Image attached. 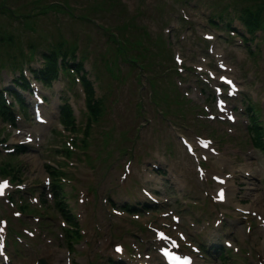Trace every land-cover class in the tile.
Instances as JSON below:
<instances>
[{"label": "rangeland", "instance_id": "374dc122", "mask_svg": "<svg viewBox=\"0 0 264 264\" xmlns=\"http://www.w3.org/2000/svg\"><path fill=\"white\" fill-rule=\"evenodd\" d=\"M255 10L264 14V0H0L3 84L12 85L16 67L27 73V55L32 59L29 68H41L38 50L50 43L75 49L86 81L84 85L79 79L75 58L63 64L64 73L51 87L39 86L47 98L43 110L48 124L36 126L28 119L32 118L29 109L22 115L16 104L15 124L0 115V177L13 183L4 191L14 208L30 211L23 204L28 201L36 210L13 215L12 203L7 204L6 195L0 196V228L7 230L0 264H36L40 256L49 264H66L68 258L72 264H161L157 250L163 242L157 241L155 228L148 227L141 238V250L149 252L147 258L134 256L127 242L123 243L126 253L112 251L113 242L126 238L117 236L116 228L131 227L142 234L134 226L137 222L120 207L124 200L148 199L144 187L157 198L158 209H153L157 217L151 225L187 230L195 243L202 239L219 246L217 233L223 230L228 236L235 229L237 237H247L242 223L251 220V225H244L248 230L244 249L261 253L264 264V228L250 210L264 208V149L253 146L260 142L249 128L257 123L264 141V17L252 16ZM218 21L220 26L215 24ZM16 61L21 64L15 66ZM221 62L228 66L226 70L218 67ZM223 73L235 76L240 85L236 96L227 99L226 109L234 120L222 112L215 116L217 120L208 117L209 110L216 112L212 86L223 85L222 77L216 79ZM23 95L28 102L34 101L27 92ZM245 97L253 113L248 126L245 115L250 108ZM60 111L68 114L54 130L49 124H57ZM36 127L42 129L38 148L25 147L34 145L33 140L16 146L24 139L17 129L33 131ZM179 134L194 139L199 149L221 150L219 167L208 168L204 158H195L207 168L209 180L195 174L194 159L186 154ZM128 165L130 171L122 177ZM191 165L193 169H188ZM48 167L57 171L56 182L46 181ZM227 172L231 175L225 184L227 201L215 202L211 194L215 195L216 185L210 178L213 173L223 176ZM17 183L32 188L36 184L41 193L35 190L34 195L40 202L31 201L32 188H25V198L17 195ZM61 203L66 205L62 211L56 206ZM62 212L75 218L73 228L64 225ZM173 213L179 221H173ZM81 217L85 218L82 229ZM10 222L16 223L17 231L27 226L33 233L12 234ZM76 232L79 239L72 236ZM15 236L26 238L18 242ZM4 237L0 230L1 244ZM200 253L196 257L202 260ZM238 254L230 248L226 261L218 262L223 257L218 259L211 252L209 264H232V260L242 264Z\"/></svg>", "mask_w": 264, "mask_h": 264}, {"label": "bare ground", "instance_id": "6f19581e", "mask_svg": "<svg viewBox=\"0 0 264 264\" xmlns=\"http://www.w3.org/2000/svg\"><path fill=\"white\" fill-rule=\"evenodd\" d=\"M201 66V65H200ZM228 67V66H227ZM214 71V70H213ZM224 160V159H223ZM247 165V164H246ZM249 167V166H248ZM247 168V167H246ZM249 170V169H248ZM32 171V170H31ZM39 172V171H38ZM149 176V175H148ZM227 185V184H226ZM229 196V195H228ZM260 207V206H259ZM262 208V207H261Z\"/></svg>", "mask_w": 264, "mask_h": 264}, {"label": "snow or ice", "instance_id": "6c2138e0", "mask_svg": "<svg viewBox=\"0 0 264 264\" xmlns=\"http://www.w3.org/2000/svg\"><path fill=\"white\" fill-rule=\"evenodd\" d=\"M6 186V185H5ZM0 187H3V186H0ZM221 198H223V193H221Z\"/></svg>", "mask_w": 264, "mask_h": 264}, {"label": "trees", "instance_id": "16d2710c", "mask_svg": "<svg viewBox=\"0 0 264 264\" xmlns=\"http://www.w3.org/2000/svg\"><path fill=\"white\" fill-rule=\"evenodd\" d=\"M252 14H254V13H252ZM258 18H260V16H258Z\"/></svg>", "mask_w": 264, "mask_h": 264}]
</instances>
